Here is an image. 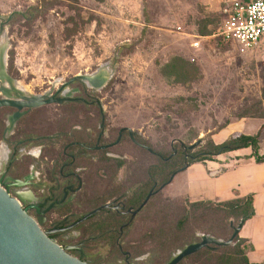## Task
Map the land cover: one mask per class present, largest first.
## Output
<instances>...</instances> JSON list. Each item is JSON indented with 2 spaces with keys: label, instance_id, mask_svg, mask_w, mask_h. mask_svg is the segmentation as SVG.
Here are the masks:
<instances>
[{
  "label": "rangeland",
  "instance_id": "obj_1",
  "mask_svg": "<svg viewBox=\"0 0 264 264\" xmlns=\"http://www.w3.org/2000/svg\"><path fill=\"white\" fill-rule=\"evenodd\" d=\"M234 1L0 0V41L7 48V71L29 95L43 96L55 93L75 76L108 68L111 77L102 89L96 91L81 82L68 88L69 92L79 90L73 98L101 102L105 134L100 145L115 143L123 128L132 129L136 138L165 156L174 151L178 154L180 148L199 139L201 145L209 139L222 144L253 131L243 123L219 132L226 123L264 110L261 66L235 43H224L217 36ZM10 51L15 52L12 66ZM175 58L198 68L195 82L178 83L162 73ZM13 111L0 109V147L6 146L8 162L14 164L11 172L17 177L27 175L38 163V182L46 187L59 176L65 148L72 142L93 146L101 131L102 117L96 104L70 102L30 111L5 141L6 117ZM20 142L22 145L17 144ZM69 152L77 154L79 149L71 147ZM261 153L264 155V144ZM231 163L223 162L216 169L207 163L192 164L153 196L121 239L123 251L131 253L130 262L168 264L179 251L199 243L201 235L228 240L229 226L237 227L238 219L229 218L213 205L193 206L183 196L195 190L208 198L216 190L220 193L217 201L245 192L237 186L238 174ZM75 168L84 169L80 172L82 192L71 204L51 212L52 222L64 216L76 220L125 193L130 196L127 206L138 208L152 190L153 179L160 180L156 189L163 185L167 169L157 156L136 146L128 132L116 147L93 152L87 159L78 157ZM39 190L36 194L42 195ZM98 219L105 223L97 227L96 237L108 230L114 232L109 246L107 239L92 243L94 264H127L115 246L123 220L108 212L100 213L94 221ZM88 233L84 230L80 236L74 230L72 241L86 239ZM243 247L248 250L245 243ZM203 251L180 264L207 263L211 257ZM213 258L212 264H216L214 254Z\"/></svg>",
  "mask_w": 264,
  "mask_h": 264
},
{
  "label": "water",
  "instance_id": "obj_2",
  "mask_svg": "<svg viewBox=\"0 0 264 264\" xmlns=\"http://www.w3.org/2000/svg\"><path fill=\"white\" fill-rule=\"evenodd\" d=\"M5 48V68L4 76H0V109L12 108L15 112L7 117V127L5 131L4 140H6L17 126V123L25 115L34 109H38L44 106L58 104L64 105L70 102H77V98H73L74 93L79 90L74 89L72 92L66 93V89L77 83L89 85L94 90L102 89L110 80L111 73L99 69L92 75L75 76L67 83H64L55 93H47L43 96H27L24 93L17 90L15 87V80L9 75L7 71V51ZM3 60L2 54H0V61ZM1 81H7L10 85V89H6ZM98 101V105H100ZM104 126V120L102 122V128ZM125 132H128L131 139L136 145L144 147L136 141L135 135L132 129L123 128L120 130L119 138L115 145L121 141V138ZM202 143L199 139L194 144L190 145L188 149L193 150L200 146ZM147 148V147H146ZM149 152H152L150 148H147ZM173 176L170 181H173ZM33 180V174L25 177L23 181H16L13 185L18 188H24L31 184ZM165 185L163 186V188ZM153 193H150L143 205L139 210L134 212L136 215L142 208L146 206ZM37 201V198L31 190L19 191L11 194L0 180V264H89L81 259L72 256L68 253V248H63L61 245L53 239L51 233L45 232L42 226L45 222V217L36 219L29 213V209H36L40 213V207L33 205ZM32 204L29 208H25L24 205ZM46 210L42 215L44 216L51 209ZM110 205L107 204L102 209H108ZM99 210L93 211L85 216L82 221L87 220L96 214ZM245 219H241L237 227L233 226V235L228 240H222L209 235H201V241L187 246L185 249L179 251L174 258L168 264H180L184 259L192 256L203 249L210 246L216 247H230L234 244L236 238L239 236Z\"/></svg>",
  "mask_w": 264,
  "mask_h": 264
},
{
  "label": "flooded vegetation",
  "instance_id": "obj_3",
  "mask_svg": "<svg viewBox=\"0 0 264 264\" xmlns=\"http://www.w3.org/2000/svg\"><path fill=\"white\" fill-rule=\"evenodd\" d=\"M68 88L65 91L66 93L69 92ZM77 99H78L77 102H83L86 104H96L100 108V114L102 117V122L104 120V126H105V116L103 114L101 104L98 105V101H99L98 99L94 98L90 102H87L81 98H77ZM14 112H15V110L11 114H13ZM8 116L9 115H7V117ZM102 122H101V126H102ZM104 126H103V128L101 127V131L98 135L97 142L95 145H93V146L88 145L87 142H84V143L72 142L65 148V150L63 152L65 162L62 163V165L60 166L59 176L53 177L52 180H50L52 185L47 186V187L45 185H40L38 182V175L41 171V167L36 162L32 165L30 172L27 175H25L23 177H17L16 175L12 174V172H11L12 169L10 171L8 169L9 163L10 162L12 163V160H10L8 162V159H7L8 158V150H7L5 145H2L0 147L1 152H4V151L6 152L5 160H4V158L2 159L0 157V180L3 183V186L11 194L17 193L19 191L25 192V191L31 190L33 192V194L35 195V197L37 198V201L35 203H33V205H37L40 207V213H38L36 209L30 208L29 209L30 215L35 217L37 220L42 218V217H45V222H44L43 226H46L47 228L44 229V231L51 233L50 236L53 239H55L61 245V247L68 248L69 254H71L72 256L77 257V258L81 259L82 261H85L89 264H94L93 258L95 256L90 255L91 252L94 251L92 249L93 248L92 243L96 242L97 239H103V240L107 239L106 241L109 242L108 243V246H109L110 242L113 241V237H111L112 233L114 232L113 230H108L107 232L103 233L102 235H99V237H96L97 227H99L100 225H104V223H105L104 219H98V220L94 221V219H96L97 215H99L102 212H108V213L114 214L117 219L123 220V224L121 225L119 231L117 232L118 237L116 240V243L118 244L119 248L121 250H123L122 244L120 242H121V239L125 235V231L133 224L137 215L139 213H141V211L146 206L144 208H142L140 210V212H138L136 215H134V212H136L137 210L140 209V207L143 205V203L145 202V200L147 199V197L149 196L150 193H153V195H152V197H153V196L159 194L163 189H165L168 186V183H166V184H164L165 185L164 188H163L164 185H162L161 187H159V189H156L157 185L155 184L154 187L152 188V190L150 191V193L148 194V196L146 197V199L144 200V202L142 204H140V206L138 208H135V206H129V207L127 206L130 196L127 195V193H125L124 195H119L118 197L113 198V199L107 201L106 203L102 204V206L92 210L91 212L96 211V210H99V211L85 221H82V219L85 216H87L88 214H90L91 212L87 213L86 215H84V216H82L76 220H72L71 216L70 217L64 216V217H62V219L60 221H57V222L50 221L49 215L51 212H53L56 209H59L61 207H64V206L71 204L75 200V197L82 192L84 182H83V176L80 172L84 169L83 168L82 169L75 168L77 158L79 157L82 159H87V158H89V155L92 154L93 152H95V153L104 152V151L109 150L111 148H114L120 144V142H119L118 144L115 145V143H116L115 142V143L110 144V145H100L101 140L103 139L104 134H105ZM13 134H11V135H13ZM8 139H9V137L5 141H7ZM135 139H136V137H135ZM20 144H22V142H20ZM142 145H144V144H142ZM144 146H145V148L144 147H142V148H144V149L149 148L146 145H144ZM71 147H78V149H79V152H77L78 157H77V154L69 152V149ZM107 156L109 158L121 159L120 156H116V155L107 154ZM91 159H93V158H91ZM1 162L3 163V165H1ZM30 174H33V180L31 181V184L29 186L18 189L13 185L16 181L25 180V177H27ZM36 190H39L43 194L37 195L35 192ZM107 204L110 205V208L102 209V207L107 205ZM31 205L32 204H26V205H24V207L29 208ZM52 206H53V208L43 216L42 214L46 210L50 209V207H52ZM91 220H93V222H91L90 225H88V222ZM74 230L78 231L80 236L82 235L84 230L89 231V233H88V235H86L87 236L86 239H82L81 241H72V238H74V236H72L71 233ZM60 238H64L65 240H67V241L69 240V241L63 242L62 240H60ZM123 254L125 255V259H126L127 264H135V263L130 262V258H131L130 252H126V253L123 252ZM137 261L139 262L140 260H137Z\"/></svg>",
  "mask_w": 264,
  "mask_h": 264
},
{
  "label": "trees",
  "instance_id": "obj_4",
  "mask_svg": "<svg viewBox=\"0 0 264 264\" xmlns=\"http://www.w3.org/2000/svg\"><path fill=\"white\" fill-rule=\"evenodd\" d=\"M68 1L73 2V3H78L79 0H68ZM97 1H104V0H97ZM202 35L208 36L210 34H202ZM9 59H10L9 63L12 66L15 61L14 51H10ZM162 73L166 77L174 78L178 83L187 84V83L195 82L197 80V77L199 75V70L195 65L189 62H186L185 60H182L181 58H175L172 64L165 66ZM247 118L264 119V110L260 112L259 114L251 115V116H248ZM228 125L229 123H226L222 128ZM260 138H261V131L253 136L236 135V136L231 137L230 139H228L222 144H216L212 139H209L203 145L198 146V148L190 150L188 149L189 146H186V148L184 149L180 148V150L178 151V154H177V151H174L170 156L161 155L155 152L152 148H150L148 145H146L143 141H141L138 138H136V141L149 147L152 150V152H149L147 149L145 150H147V152H149L153 156H157L160 160V163L164 167H167V169L164 170L165 174H164V180L162 183L164 185L168 183L173 176H176L177 174H179L180 172H182L183 170H185L187 167L191 166L192 164L215 161L217 157L221 155L231 153L234 151H238L241 149H245V148H252L254 151L253 157L256 159V161L258 163H264V156L259 155ZM17 144L22 145L20 143H17ZM136 146L140 147L139 145H136ZM14 150H15V153H17L18 151L17 145L15 146ZM14 157L15 156L13 155V158ZM107 164L108 165L107 167H105V169H107L108 166L110 165L109 163ZM13 166L14 164L10 162L8 166L9 171L13 168ZM119 167L120 165H118V168ZM152 182H153V187H154L155 184L158 185L160 183V180L156 178V179H153ZM192 205L193 206L194 205L195 206L213 205L216 208H220V210L226 213L229 218L238 219L239 221H241V219L243 218L245 219V221H247L251 219L255 214L254 198L252 195H249L245 198L236 199V200L223 202V203H215L211 201H201V202H194L192 203ZM182 223H184V221H182ZM233 226L234 225L229 226L230 238L232 237L234 233ZM234 243L235 245L230 246V247L211 246L206 249H203L204 250L203 252L207 254L205 256L211 257L210 259L207 260V263L205 264H212V261L214 260L213 254L216 257L215 258L216 264H253L249 261L247 257V254H246L247 249L244 247L243 249H241L242 243H245V241L242 240L238 236ZM115 246L118 248L119 253L125 256L123 254L124 251L119 248L117 243ZM202 254L200 255L201 259L203 258Z\"/></svg>",
  "mask_w": 264,
  "mask_h": 264
},
{
  "label": "crops",
  "instance_id": "obj_5",
  "mask_svg": "<svg viewBox=\"0 0 264 264\" xmlns=\"http://www.w3.org/2000/svg\"><path fill=\"white\" fill-rule=\"evenodd\" d=\"M246 54L251 59L257 61V66H261V79L264 83V40ZM243 123H247L253 127V131L245 135L253 136L261 131L259 155L264 156L261 153L264 144V119L248 118L237 120L229 123L228 126L222 128L219 132L241 126ZM253 153L252 148H245L221 155L215 161L206 162L211 165L212 169H216L222 167L224 165L223 162L227 164V162L232 161L230 165L234 166L238 174L237 186L245 189V192L242 194H237L233 191L235 193L233 194L234 197L216 201L215 197L220 194L216 190L212 191V194L208 198H204V194L192 190L191 193L183 197L189 199L192 203L201 201L223 203L252 195L254 198L255 214L251 219L245 221L239 237L245 241L248 247L246 254L249 261L253 264H262L264 263V163H258L253 157ZM206 163L203 164L207 165Z\"/></svg>",
  "mask_w": 264,
  "mask_h": 264
},
{
  "label": "built area",
  "instance_id": "obj_6",
  "mask_svg": "<svg viewBox=\"0 0 264 264\" xmlns=\"http://www.w3.org/2000/svg\"><path fill=\"white\" fill-rule=\"evenodd\" d=\"M217 36L235 43L242 53L256 48L264 40V0L234 1Z\"/></svg>",
  "mask_w": 264,
  "mask_h": 264
},
{
  "label": "bare ground",
  "instance_id": "obj_7",
  "mask_svg": "<svg viewBox=\"0 0 264 264\" xmlns=\"http://www.w3.org/2000/svg\"><path fill=\"white\" fill-rule=\"evenodd\" d=\"M6 42V41H5ZM4 42L0 41V54H2L3 60L0 61V76H4V68H5V48L3 47ZM102 70H104L105 72L107 71L109 74L111 73L110 70L106 67L102 68ZM2 85L6 88V89H10L11 85L7 82V81H1ZM15 87L17 88V90H19L20 92L24 93L27 96H30L29 93L21 86H19L18 83H15ZM4 151V150H3ZM5 156H6V152H1L0 151V157L5 160ZM1 165H3V163L1 162Z\"/></svg>",
  "mask_w": 264,
  "mask_h": 264
}]
</instances>
